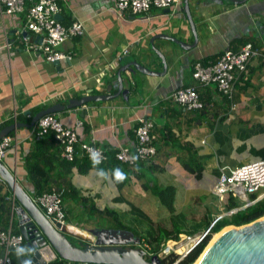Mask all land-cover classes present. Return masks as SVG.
<instances>
[{"label":"crops","instance_id":"1","mask_svg":"<svg viewBox=\"0 0 264 264\" xmlns=\"http://www.w3.org/2000/svg\"><path fill=\"white\" fill-rule=\"evenodd\" d=\"M35 1L25 2L21 14L0 13V120L3 136L12 139L1 163L33 202L37 188L25 163L38 159L46 173L40 185L61 193L67 238L84 244L94 231L118 232L130 246L145 243L149 256L154 246L164 248L173 241L166 234L195 238L215 220L228 218V205L214 194L221 171L264 160V0H187L197 35L194 48L189 47L194 36L183 11L185 0L179 8L122 16L116 0H62L60 21H80L84 34L58 48L69 57L58 64L34 52L40 36L25 28L26 10ZM246 42L259 55L235 83L231 102L212 84L198 88L202 110L187 113L171 100L176 90L197 85L195 62L208 64ZM159 56L167 63L165 76L140 70L162 72ZM118 75L126 95L53 114L68 128L80 121L77 144L94 141L107 153V164L95 166L79 153L73 163L66 162L58 144L37 137L28 126L53 105L115 95ZM142 118L153 123L156 156L133 168L117 163L114 153L134 147V130ZM11 125L15 128L8 130ZM117 170L125 179H116ZM0 188L10 207L8 227L18 233L17 201L12 203L4 181ZM263 196L264 190L257 198Z\"/></svg>","mask_w":264,"mask_h":264},{"label":"built area","instance_id":"2","mask_svg":"<svg viewBox=\"0 0 264 264\" xmlns=\"http://www.w3.org/2000/svg\"><path fill=\"white\" fill-rule=\"evenodd\" d=\"M180 0H116L115 9L122 16L125 12L133 15H145L152 8L158 10H169L179 8ZM62 0H36L26 10L25 28L27 31L41 37V43L34 47V52L42 54L49 63H55L69 59V57L58 51V48L71 38L80 37L84 34L83 24L74 20L69 26L62 25L57 16L61 14ZM25 0H0V13L7 15L21 14L25 11ZM27 48L26 50H28ZM259 55L250 42L245 43L237 51L225 50L215 61L208 64L195 62L193 64L192 78L205 87L210 84L215 86L216 91L228 101L233 100L235 83L247 74L250 60ZM171 100L184 112H193L202 109L205 105L194 87H185L176 90L171 95ZM2 121L0 120V131ZM82 123L76 122L75 128L63 125L53 114L41 117L34 126L35 135L44 137L51 134L52 139L60 147V158L66 162L73 163L78 153L89 160L95 166H102L108 161L107 153L97 146L94 141L90 143L77 144L75 129ZM153 123L147 119L139 120L134 130L135 144L132 149L119 147L114 153V159L126 166L133 168L138 162H150L156 156L154 136L152 135ZM12 139L0 134V162L5 158L11 147ZM0 181L3 180L0 178ZM264 190V160L253 161L246 165L222 170L214 187V194L219 202L227 206L230 199L237 202L242 208L250 206L249 197L258 195ZM14 197V196H13ZM12 197V203L14 199ZM34 203L48 218H53L61 223L64 222L65 214L62 208L61 193L57 189L38 196ZM236 210H231L233 214ZM216 220L213 222L212 226ZM211 226V227H212ZM210 229L201 236L181 237L178 241H170L160 250L157 256L161 259L169 251L180 245L194 240L184 254L178 255V260L186 257L208 234ZM215 235V234H214ZM171 244V245H170ZM141 247L146 254L148 246L144 243ZM18 248L25 249L24 238L20 234H14L10 227H0V264H12L11 253H17ZM155 254H151L149 257ZM177 255V254H176Z\"/></svg>","mask_w":264,"mask_h":264},{"label":"water","instance_id":"3","mask_svg":"<svg viewBox=\"0 0 264 264\" xmlns=\"http://www.w3.org/2000/svg\"><path fill=\"white\" fill-rule=\"evenodd\" d=\"M232 1L244 4V0ZM183 11L194 36V43L189 47L194 48L197 44V35L187 0L183 2ZM57 19L61 20V16L58 15ZM38 40L41 43V37H38ZM159 58L163 65L162 72H150L142 67L140 70L150 75L165 76L168 70L167 63L163 56H159ZM54 64H58V62ZM117 78L119 90L115 95L82 97L78 100L69 101L67 105H53L36 114L28 126L34 127L37 121L45 115L80 108L90 100H109L119 94L126 95L128 92L123 90L120 76L118 75ZM14 128L15 125H11L8 130ZM0 134L3 136L4 130H1ZM0 178L9 186L17 201L16 213L20 225L19 233L23 236L27 248L32 250L29 251L31 255L22 257L18 264H24L25 260H30L31 264H48L56 257L68 262L82 264L160 263L161 259L157 255L147 258V254L142 249L128 245L126 236L118 232L111 234L108 231H94L90 233L92 238L86 239L83 246H75L64 234V223L62 224L53 218H47L1 162ZM263 197L257 198L250 205ZM218 233L220 235L212 242L209 241L193 264H264V216L239 227L227 226ZM138 245L137 242L136 246ZM179 261L181 259L177 260V263Z\"/></svg>","mask_w":264,"mask_h":264},{"label":"trees","instance_id":"4","mask_svg":"<svg viewBox=\"0 0 264 264\" xmlns=\"http://www.w3.org/2000/svg\"><path fill=\"white\" fill-rule=\"evenodd\" d=\"M25 2H28V0H25ZM61 7H62V5H61ZM61 13L64 14L63 8H62ZM61 23H62V25H64L63 22H61ZM64 26H69V25H64ZM192 71H193V66H192ZM199 87H203V86H201L199 84L194 86V88L197 90L198 94H199V91H198ZM199 96H200V94H199ZM200 100H202L201 97H200ZM203 103L205 105V102H203ZM203 108H205V106ZM202 109H200V110H202ZM45 136L50 137L52 142L55 143V141L52 139L51 134H47ZM33 157H35V156H33ZM31 161H33V160H31ZM107 163H108V161L105 164H107ZM117 163H119V162H117ZM139 163H148V162H138L137 164H139ZM25 168L27 169L29 177L31 179L35 180L34 184H35V187L37 188V192H36L37 196H40L43 193L50 191V190H47V188H45L44 186L40 185L41 177L45 176L46 173L44 172V170L41 169V166L38 163V159L34 160L33 165L25 163ZM0 192H1V188H0ZM256 198H257L256 195L250 196L249 201L253 202L256 200ZM3 201H5L4 197L0 195V227L5 229L6 226L8 227L7 222H8V218L10 217V207L8 205H5ZM227 205H228V208H227L228 213L231 210H236V211L233 214H231L228 218H224V219L222 218L221 221H217L213 225V227L211 228L210 234H208L186 257H184L183 259H181V261H179L177 263L178 257L169 254V255L161 258V261L159 264H193L197 260V258L200 256V254L203 252V250L207 246V244L209 243V240H210V237L212 234H217L218 232H220L223 228H225L227 226L239 227L241 225L248 224V223L254 221L255 219H258V218L264 216V198H262L261 200H259L257 202H254L252 205L245 207V208H242V209H240L241 206L237 202L233 201L232 199H230V201L228 202ZM119 227L123 228L122 226H119ZM17 234H19V232ZM165 237L167 239H172L173 241H177L179 238L177 235H170V234H166ZM67 239L72 244L77 246L75 244V242L72 241L70 238H67ZM163 240H166V239H164V238L160 239L161 242ZM193 242H194V240H191V241L187 242L186 244L182 245L177 250L178 252H175V254H177V255L184 254V252L187 251V248L190 245H192ZM79 245L83 246V243H79ZM162 248L159 245L154 246L153 254L157 255ZM26 249H28V248H26ZM26 255L30 256L31 254L29 253V251H26V253L24 255H21L18 257L17 254L11 253L10 257L12 260V264H17L19 262V260ZM48 264H82V263H73V262H68L66 260H63L61 258H55L52 262H49Z\"/></svg>","mask_w":264,"mask_h":264},{"label":"clouds","instance_id":"5","mask_svg":"<svg viewBox=\"0 0 264 264\" xmlns=\"http://www.w3.org/2000/svg\"><path fill=\"white\" fill-rule=\"evenodd\" d=\"M115 176H116V179L118 181H121L123 179H125L123 173H121L119 170L116 171L115 173ZM48 218V217H47ZM14 234H17V233H14ZM20 234V233H19ZM21 235V234H20ZM25 242V240H24ZM27 248V245H26V242H25V249L24 248H18L17 249V256H21V255H24L26 253V251H32L31 249H26ZM59 258V257H58ZM24 264H31V261L30 260H25Z\"/></svg>","mask_w":264,"mask_h":264},{"label":"rangeland","instance_id":"6","mask_svg":"<svg viewBox=\"0 0 264 264\" xmlns=\"http://www.w3.org/2000/svg\"><path fill=\"white\" fill-rule=\"evenodd\" d=\"M262 191H263V190H262ZM262 191H261V192H262ZM218 221H219V220H218ZM205 232H206V231H205ZM213 237H214V234H212V235H211V237H210V240H211ZM210 240H209V241H210ZM75 244H76L78 247L80 246L78 242H75ZM182 245H184V243H183V244H180V245H178V247H177V248H175V249H176V250H178V249H179V248H180ZM175 252H178V251H175ZM175 252H173V251H169V253H168V254H166V255H169V254H170V255H174V256L178 257V255H176V254H175ZM147 258H149V256H148V255H147Z\"/></svg>","mask_w":264,"mask_h":264},{"label":"bare ground","instance_id":"7","mask_svg":"<svg viewBox=\"0 0 264 264\" xmlns=\"http://www.w3.org/2000/svg\"><path fill=\"white\" fill-rule=\"evenodd\" d=\"M224 230H226V229H224ZM224 230H223V231H224ZM223 231H222V232H223ZM219 235H220V233L215 234L214 237L211 239V242H212L213 240H215ZM185 244H186V243H185ZM177 247H178V246H177ZM177 247H176V248H177ZM174 251H177V250L174 249Z\"/></svg>","mask_w":264,"mask_h":264}]
</instances>
